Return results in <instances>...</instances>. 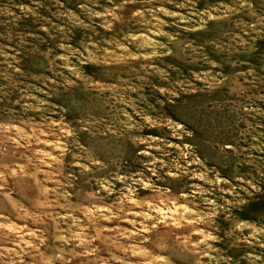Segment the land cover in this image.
I'll list each match as a JSON object with an SVG mask.
<instances>
[{
  "label": "rangeland",
  "instance_id": "1",
  "mask_svg": "<svg viewBox=\"0 0 264 264\" xmlns=\"http://www.w3.org/2000/svg\"><path fill=\"white\" fill-rule=\"evenodd\" d=\"M0 264H264V0H0Z\"/></svg>",
  "mask_w": 264,
  "mask_h": 264
}]
</instances>
